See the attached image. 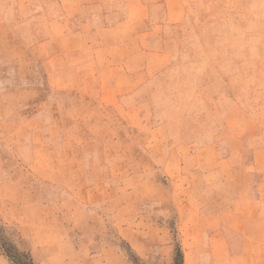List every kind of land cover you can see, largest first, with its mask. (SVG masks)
Masks as SVG:
<instances>
[{
	"label": "crops",
	"instance_id": "1",
	"mask_svg": "<svg viewBox=\"0 0 264 264\" xmlns=\"http://www.w3.org/2000/svg\"><path fill=\"white\" fill-rule=\"evenodd\" d=\"M88 2L58 0L60 15L51 28L46 16H37L38 37H50L39 41V49L53 43L54 52L43 60L48 90L38 89L36 110L28 108V89L19 94L0 88V142L11 143L14 153L10 160L0 153V196L7 197L1 202L9 220L24 231L37 182L42 227L63 229L65 216L74 235H87L91 243L115 227L143 255L145 236L162 232L142 215L144 204L159 201L167 215L172 203L184 264H264V188L249 189L243 174L237 179L240 162L201 156L211 149L191 155L179 132L147 103L146 86L171 65L164 36L184 18L181 0H123L118 23L64 32L62 20ZM12 22L7 11L0 12L2 83L8 81L3 59L12 54L16 36ZM20 65L24 72L26 60ZM173 179L182 186L176 202L167 196ZM126 182H134L133 190ZM105 251V260L121 264L117 252Z\"/></svg>",
	"mask_w": 264,
	"mask_h": 264
},
{
	"label": "rangeland",
	"instance_id": "2",
	"mask_svg": "<svg viewBox=\"0 0 264 264\" xmlns=\"http://www.w3.org/2000/svg\"><path fill=\"white\" fill-rule=\"evenodd\" d=\"M122 1L89 0L76 16L62 20V30L67 33L89 29L88 23L93 27L114 25L124 16ZM181 2L184 18L164 36L171 65L146 86L147 103L172 130L179 132V139L189 144L191 155L211 149L201 156L230 159L234 164L240 162L244 165L239 166L237 179L241 180L244 175L249 189L264 188V0ZM59 8L58 0H31L25 5L19 4V0H0V12L7 11L12 17L16 33L12 54L3 59L8 81H0V88H12L19 94L28 89L33 98L28 107L31 110L37 108L38 89L48 90L44 80L47 67L43 60L47 61L54 52L53 43L39 49V41L43 44V40L50 37H38L37 16H46L45 25L51 28L60 15ZM99 16L104 17L102 22L97 20ZM89 17L93 20H87ZM4 52L5 45H1L0 54ZM25 60L26 69L22 72L18 65ZM22 76H26V82ZM0 144L3 159H12L11 143ZM173 180L175 183L167 196L176 202L180 200L182 186L180 181ZM161 184L168 185V182L162 179ZM32 185L30 218L26 219L22 232L19 223L10 221L12 215H6L3 210L6 207L1 201H6L7 197L0 196V264H12L5 254L9 246L29 254L35 264H115L119 261L105 260L104 257H108L105 250L117 252L121 264H133L132 254L142 264H171L176 247L180 246L183 252L176 208L172 203L168 205L167 215L160 213L165 208L159 201L144 204L142 215L152 218L162 232L143 237L149 244L145 246V253L138 255L115 227L95 243L86 242L87 235H74L76 230L73 232L71 221L65 216L61 218L63 229L52 232V227L50 230L42 227L36 204L40 200L38 183ZM121 185L124 188L122 181ZM125 185L131 191L134 182ZM19 201L17 199L16 203ZM154 238L157 243H150Z\"/></svg>",
	"mask_w": 264,
	"mask_h": 264
},
{
	"label": "trees",
	"instance_id": "3",
	"mask_svg": "<svg viewBox=\"0 0 264 264\" xmlns=\"http://www.w3.org/2000/svg\"><path fill=\"white\" fill-rule=\"evenodd\" d=\"M5 254L12 264H35L29 254L19 252L16 247L9 246ZM131 260L133 264H142L134 254L131 255ZM171 264H184V255L180 246L176 247Z\"/></svg>",
	"mask_w": 264,
	"mask_h": 264
}]
</instances>
